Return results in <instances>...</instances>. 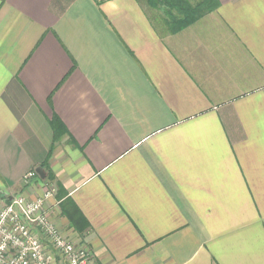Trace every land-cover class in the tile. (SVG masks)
I'll use <instances>...</instances> for the list:
<instances>
[{"label": "crops", "instance_id": "crops-1", "mask_svg": "<svg viewBox=\"0 0 264 264\" xmlns=\"http://www.w3.org/2000/svg\"><path fill=\"white\" fill-rule=\"evenodd\" d=\"M193 1L0 0V206L87 264H264V0Z\"/></svg>", "mask_w": 264, "mask_h": 264}, {"label": "built area", "instance_id": "built-area-1", "mask_svg": "<svg viewBox=\"0 0 264 264\" xmlns=\"http://www.w3.org/2000/svg\"><path fill=\"white\" fill-rule=\"evenodd\" d=\"M36 176L26 172L27 183ZM53 196L45 185L35 198L13 195L0 206V264H87L89 251L75 244L50 221L47 201Z\"/></svg>", "mask_w": 264, "mask_h": 264}, {"label": "trees", "instance_id": "trees-1", "mask_svg": "<svg viewBox=\"0 0 264 264\" xmlns=\"http://www.w3.org/2000/svg\"><path fill=\"white\" fill-rule=\"evenodd\" d=\"M100 3L103 0H96ZM152 6L161 8L165 12L168 22L177 25V28H182L197 16L202 15L206 10L204 1L193 0H147ZM205 3V4H204ZM53 129L54 139L58 136L55 129V119L50 121Z\"/></svg>", "mask_w": 264, "mask_h": 264}, {"label": "water", "instance_id": "water-1", "mask_svg": "<svg viewBox=\"0 0 264 264\" xmlns=\"http://www.w3.org/2000/svg\"><path fill=\"white\" fill-rule=\"evenodd\" d=\"M36 171H37V173L39 174V176H40L42 179L45 177V174H44V172L42 171L41 168L36 169Z\"/></svg>", "mask_w": 264, "mask_h": 264}]
</instances>
